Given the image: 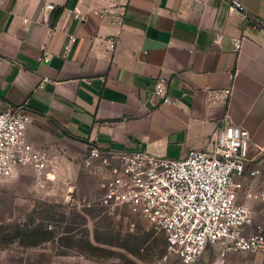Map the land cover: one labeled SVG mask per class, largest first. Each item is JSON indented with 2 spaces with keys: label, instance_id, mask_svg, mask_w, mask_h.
Wrapping results in <instances>:
<instances>
[{
  "label": "crops",
  "instance_id": "1",
  "mask_svg": "<svg viewBox=\"0 0 264 264\" xmlns=\"http://www.w3.org/2000/svg\"><path fill=\"white\" fill-rule=\"evenodd\" d=\"M50 1L52 10L44 0L0 2V113L25 105L33 118L27 139L52 160L41 173L17 169L0 180V193L21 187L29 171L35 182L40 175L49 182L55 170L67 183L91 142L182 159L210 148L214 130L229 122L248 130V165L261 166L264 0H240L247 17L231 12L229 0ZM105 8V15L96 13ZM70 35L77 41L66 54ZM46 54L50 60L41 61ZM160 75L168 78L172 104L154 95ZM260 176L251 205L264 226ZM197 264H264V253L221 256L213 246Z\"/></svg>",
  "mask_w": 264,
  "mask_h": 264
},
{
  "label": "built area",
  "instance_id": "2",
  "mask_svg": "<svg viewBox=\"0 0 264 264\" xmlns=\"http://www.w3.org/2000/svg\"><path fill=\"white\" fill-rule=\"evenodd\" d=\"M42 7L52 10L55 4L44 0ZM229 10L247 17L240 0H229ZM107 12L105 8L96 13ZM76 41L75 35L69 36L66 54ZM241 48L242 38L234 39L233 50ZM50 58L46 54L40 60ZM224 93L230 95L231 89ZM154 95L162 104H172L166 76L155 78ZM32 122L25 105H9L0 113V180L19 168L41 173L51 165V154L27 139ZM249 142L248 130L229 122L214 130L210 148L191 149L182 159L143 149L123 152L91 142L82 164L99 178L103 206L110 212L125 208L140 214L165 233L168 251L181 264H197L213 246H219L221 256L231 251L264 253V226L256 222L251 205L256 194L253 179L261 174V166L248 165L253 161ZM260 198L264 201V188Z\"/></svg>",
  "mask_w": 264,
  "mask_h": 264
},
{
  "label": "rangeland",
  "instance_id": "3",
  "mask_svg": "<svg viewBox=\"0 0 264 264\" xmlns=\"http://www.w3.org/2000/svg\"><path fill=\"white\" fill-rule=\"evenodd\" d=\"M260 162L259 198L264 158ZM28 173L21 187L0 193V264H181L150 221L101 204L99 178L85 167L67 183L55 170L49 182ZM44 235L50 238L35 244Z\"/></svg>",
  "mask_w": 264,
  "mask_h": 264
},
{
  "label": "trees",
  "instance_id": "4",
  "mask_svg": "<svg viewBox=\"0 0 264 264\" xmlns=\"http://www.w3.org/2000/svg\"><path fill=\"white\" fill-rule=\"evenodd\" d=\"M27 237H31L30 239H32V238H36V237H33V235L32 234H27ZM50 238V236H46V235H44L43 237H41V238H37V240H35V244L37 243V242H40V241H43V240H45V239H49ZM34 243V242H33Z\"/></svg>",
  "mask_w": 264,
  "mask_h": 264
}]
</instances>
